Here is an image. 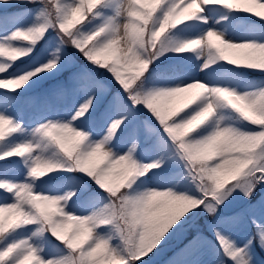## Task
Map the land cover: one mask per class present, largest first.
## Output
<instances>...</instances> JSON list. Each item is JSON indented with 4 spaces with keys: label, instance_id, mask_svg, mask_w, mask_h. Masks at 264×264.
Masks as SVG:
<instances>
[{
    "label": "snow or ice",
    "instance_id": "obj_1",
    "mask_svg": "<svg viewBox=\"0 0 264 264\" xmlns=\"http://www.w3.org/2000/svg\"><path fill=\"white\" fill-rule=\"evenodd\" d=\"M262 188L264 0H0V264H264Z\"/></svg>",
    "mask_w": 264,
    "mask_h": 264
},
{
    "label": "rangeland",
    "instance_id": "obj_2",
    "mask_svg": "<svg viewBox=\"0 0 264 264\" xmlns=\"http://www.w3.org/2000/svg\"><path fill=\"white\" fill-rule=\"evenodd\" d=\"M251 79H256V78H251ZM260 196H264V188L260 189V194L258 197ZM170 255H171L170 249L163 251L161 255L157 258V264H165V262L168 260ZM258 258L264 259V254L258 253Z\"/></svg>",
    "mask_w": 264,
    "mask_h": 264
}]
</instances>
